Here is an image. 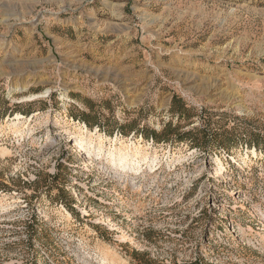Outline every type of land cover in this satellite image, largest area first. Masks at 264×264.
Listing matches in <instances>:
<instances>
[{"label": "rangeland", "instance_id": "obj_1", "mask_svg": "<svg viewBox=\"0 0 264 264\" xmlns=\"http://www.w3.org/2000/svg\"><path fill=\"white\" fill-rule=\"evenodd\" d=\"M0 264H264V0H0Z\"/></svg>", "mask_w": 264, "mask_h": 264}]
</instances>
